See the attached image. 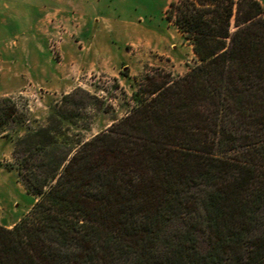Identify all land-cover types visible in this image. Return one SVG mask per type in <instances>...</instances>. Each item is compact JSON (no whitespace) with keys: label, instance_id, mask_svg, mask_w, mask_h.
Returning a JSON list of instances; mask_svg holds the SVG:
<instances>
[{"label":"trees","instance_id":"trees-1","mask_svg":"<svg viewBox=\"0 0 264 264\" xmlns=\"http://www.w3.org/2000/svg\"><path fill=\"white\" fill-rule=\"evenodd\" d=\"M166 17L198 59L184 75L138 84L73 148L52 117L17 140L35 201L0 225V264H264V7L173 0ZM22 118L0 98V133Z\"/></svg>","mask_w":264,"mask_h":264},{"label":"rangeland","instance_id":"rangeland-1","mask_svg":"<svg viewBox=\"0 0 264 264\" xmlns=\"http://www.w3.org/2000/svg\"><path fill=\"white\" fill-rule=\"evenodd\" d=\"M171 1H0L6 40L0 43V66L6 69L0 70V98L11 97L24 122L0 133V225L11 228L35 201L18 173L28 154L23 145L16 147L18 139L46 128L52 117L62 123L59 139L73 148L127 115L138 84L176 78L197 64L190 40L166 17ZM35 16L44 20L36 35L39 70L26 75L31 59H20V41L30 36L27 26ZM197 241L205 250L203 234Z\"/></svg>","mask_w":264,"mask_h":264},{"label":"crops","instance_id":"crops-1","mask_svg":"<svg viewBox=\"0 0 264 264\" xmlns=\"http://www.w3.org/2000/svg\"><path fill=\"white\" fill-rule=\"evenodd\" d=\"M42 21H44L43 16H41V17L35 16V18H32L29 21V24L27 26L28 27L27 30H28V33L30 34V36L27 37L26 39H24V41H20L22 43V45L19 48L21 50L19 53V57H21L20 59H22V58L28 59L29 56L31 59V66L29 68H26L28 70L26 75H33V71L37 72L39 70L38 51H37L38 40H37L36 35H38L37 33L39 32V28H40V25L42 24ZM34 29H35V31L33 32ZM28 33H26V34L28 35ZM16 37H18V35ZM2 40L6 41L4 37H1V32H0V43H2ZM12 41H15V40H12ZM23 44H24V46H23ZM22 51H24V52H22ZM19 57H17V55H14L13 59H18ZM0 59H1V57H0ZM15 65L17 68V64H15ZM0 70H4L3 73L6 74L5 68L0 66ZM15 74H17V73H15ZM30 81H32V79H30ZM13 224H14V222L11 225H13ZM11 225H9V226H11Z\"/></svg>","mask_w":264,"mask_h":264}]
</instances>
